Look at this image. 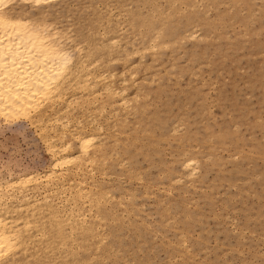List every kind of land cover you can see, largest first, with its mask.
<instances>
[{
	"label": "rangeland",
	"instance_id": "rangeland-1",
	"mask_svg": "<svg viewBox=\"0 0 264 264\" xmlns=\"http://www.w3.org/2000/svg\"><path fill=\"white\" fill-rule=\"evenodd\" d=\"M43 11L70 27L101 76L93 93L68 92L75 106L55 108L59 134L72 122L64 139L47 134L74 152L78 131L97 144L61 197L47 193L58 204L41 250L10 264H264V0H76ZM33 125L0 119V182L50 170Z\"/></svg>",
	"mask_w": 264,
	"mask_h": 264
},
{
	"label": "bare ground",
	"instance_id": "bare-ground-1",
	"mask_svg": "<svg viewBox=\"0 0 264 264\" xmlns=\"http://www.w3.org/2000/svg\"><path fill=\"white\" fill-rule=\"evenodd\" d=\"M73 1L76 0H0V119L9 123L22 120L27 121L30 124L34 123V125L35 123H37L38 126H40L39 135L44 138L42 139L46 141V146H48L47 151H49V153H51L53 156L51 168L47 172V174H45V176H43V174L42 176H40L39 174H37L38 176H34V174L22 176L17 178L16 180L0 182V264L21 262L26 258H32V256H34V253L41 250L39 249V244H36V240L38 235L41 236L43 240V237H45L47 234L45 233L47 224H45L44 222V219H46L45 213L46 211L53 210V208L58 204L50 201V195L47 193H53L56 194V196L59 195L61 197V194L65 193L68 190L69 183L72 182V180H69L70 178L68 179V174L73 172L75 169L76 170L74 172H77L83 164H88L93 160V154L90 152V148L97 144V136L78 131L76 133L77 137L76 135H74L77 138L78 144L76 152H74L73 150L71 141L65 142L63 146H57V144H55V139H53L55 137H59L60 139V136H62L64 139L65 132H70L69 129L72 123L69 121V119H64L65 122H62L61 124L59 123L61 125L60 127L65 131L63 134V131H60L61 133L59 134V132H57V127L59 126L58 122L61 120L59 119V116L62 112H57L55 108L58 105L64 104L65 102L68 103L66 107L64 106L65 109L71 108V99L70 101L67 99L65 100V97L67 96L69 91L72 92L74 90H79L80 88L82 89V92H84L83 90H85L86 92H95L94 90L100 82V80L98 79L101 77L99 74L97 79H95V76L98 73L95 74V78L93 77L92 71L89 70L90 64H87L88 60L90 59L89 55L91 52L88 51L87 53L86 49L82 47L81 44L76 43L75 39L73 38L74 35L72 34V31L68 30L70 29V27L68 29H64L59 26L58 23L50 21V14H48L46 11H43L54 8L55 6L62 3H69ZM36 11L39 12L36 13ZM108 19H110V17ZM117 40L110 39L109 43H107L108 45L110 44V46L111 44L118 45ZM98 46L99 45H97L96 47ZM107 48L108 47L105 46V49ZM111 58L112 57H110V59ZM114 59L116 60V58ZM95 62L99 61L97 60ZM111 76H113V74ZM103 79H105V77ZM102 91L104 90H102L101 88V92ZM108 91L114 93V91L112 90V88L110 89V87ZM118 92H120V90ZM72 96L74 97V95H72L71 93V98ZM87 97L90 98V96H86L83 99ZM122 100L124 101V99ZM122 100H120L119 105L121 104V102L123 105V103H125L127 99L125 100V102H123ZM126 104L128 103H125L124 105ZM81 108L85 109L82 106ZM51 110L53 112H56L55 115H53L55 116L53 119L51 115L48 114L49 111L51 112ZM102 110L104 112L105 108ZM72 112L73 110L71 111V113ZM107 116L109 117V115ZM49 127L51 128V131L54 130L52 131L55 133V137L53 138L49 137L47 134V130L49 129ZM76 127L79 126L77 125ZM99 128L100 127L97 128L96 126V129L99 130ZM92 129L94 130L95 128H91L90 130ZM52 132L50 133L52 134ZM97 134L99 135V133ZM102 136H104V134ZM190 162L192 163L193 161ZM188 163H185L186 166L188 165ZM197 170L198 169H196V171ZM80 185H78V187H80ZM80 188L77 190H80ZM43 189L45 190L46 194L38 196L36 193ZM82 190L83 189L81 188V191ZM81 191H79V193L77 191V193L78 195L80 194L83 196ZM72 202H74V200H72ZM74 206H76V204ZM63 212L65 213V211ZM12 213H16L18 216L12 217ZM73 214L75 213H73L72 209H70V217H72ZM6 215H10L11 217H7ZM49 215H52V218L56 219V225L59 226L58 229L60 231L64 223L62 220H60V215L56 213H50ZM48 245L49 244H47V246ZM17 247L22 249L23 252L21 251V254L23 256L17 259L13 257L12 261H8L9 259L6 258H8L11 252L13 256V254L15 253H13V251Z\"/></svg>",
	"mask_w": 264,
	"mask_h": 264
}]
</instances>
